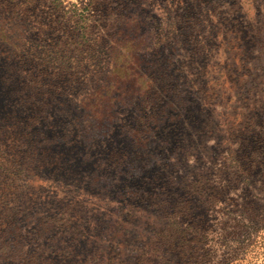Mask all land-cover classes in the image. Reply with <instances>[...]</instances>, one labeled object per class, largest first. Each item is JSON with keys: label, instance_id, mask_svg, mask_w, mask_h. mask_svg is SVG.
Listing matches in <instances>:
<instances>
[{"label": "rangeland", "instance_id": "rangeland-1", "mask_svg": "<svg viewBox=\"0 0 264 264\" xmlns=\"http://www.w3.org/2000/svg\"><path fill=\"white\" fill-rule=\"evenodd\" d=\"M262 25L264 0H0V264H185L155 247L203 185V264H264Z\"/></svg>", "mask_w": 264, "mask_h": 264}, {"label": "trees", "instance_id": "trees-1", "mask_svg": "<svg viewBox=\"0 0 264 264\" xmlns=\"http://www.w3.org/2000/svg\"><path fill=\"white\" fill-rule=\"evenodd\" d=\"M260 31L264 32V25L260 26ZM104 41H102V45L104 46ZM243 57H246V54H241ZM58 75H62L64 77L65 70H62V68L59 66L57 67ZM42 73H48L52 74L51 71H48L47 67H43L41 69ZM55 73V72H53ZM69 73V72H68ZM69 75L73 78H78V74L76 72H71ZM241 161L242 159L235 163L233 165V176H239L242 173L241 170ZM225 181H231V178L226 179ZM226 185H212L211 188L205 187L204 185L199 189V192H201V196L198 197V200L200 198L201 202L204 204V209L198 213L194 211V207L186 201V205H181L178 207V204L176 205L177 213L184 217L188 218L187 224L184 227H181L177 224H175L171 229H169V237L166 240H162L160 242V246L158 243V248L155 247V249L164 248L165 254L168 252L175 253V255H178L181 257L182 260H184L185 264H203L204 258L206 256V253L204 252L206 249V244L210 242V238L208 234L206 233L208 225V218L206 217L207 212L206 210L210 208V206H214L221 201V197L225 192ZM196 213V214H195ZM62 216V217H61ZM64 217L61 214L60 216H57L56 221L63 222ZM62 222L60 225H62ZM56 226V227H58ZM205 247V249H204ZM230 254L233 255L234 249L229 250ZM43 257L40 259L41 262H35L33 264H50L48 261L49 256H47L46 248L42 251ZM242 256H230L227 258H222L220 264H229L233 260H242ZM27 260V259H26ZM28 262L31 264L33 262L31 258L28 259ZM47 262V263H46ZM27 264V263H26Z\"/></svg>", "mask_w": 264, "mask_h": 264}]
</instances>
